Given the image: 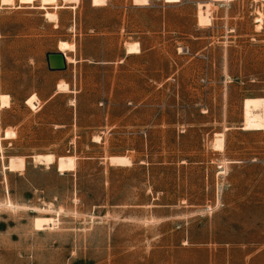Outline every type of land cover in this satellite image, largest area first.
<instances>
[{
  "label": "rangeland",
  "instance_id": "374dc122",
  "mask_svg": "<svg viewBox=\"0 0 264 264\" xmlns=\"http://www.w3.org/2000/svg\"><path fill=\"white\" fill-rule=\"evenodd\" d=\"M208 2L0 0V264H264V0Z\"/></svg>",
  "mask_w": 264,
  "mask_h": 264
},
{
  "label": "bare ground",
  "instance_id": "6f19581e",
  "mask_svg": "<svg viewBox=\"0 0 264 264\" xmlns=\"http://www.w3.org/2000/svg\"><path fill=\"white\" fill-rule=\"evenodd\" d=\"M58 1L59 0H40V4L38 7H36V9L46 10L47 6H52L53 9L56 10L58 9V5H57ZM70 1L77 3L79 0H62V2L64 3L70 2ZM212 2H223L225 4H228L230 0H211V2H208L206 4L199 3L198 8H197L198 9L197 19H198L199 25H202V26L210 25L211 19H210L209 11L211 10L210 4ZM209 7H210V10H209ZM259 16L261 18H259L258 22L259 23L264 22V14H260ZM44 17L48 22H56L58 19L56 13L46 12L44 13ZM74 51H75V46L73 44H68V43L63 44L62 53L65 55V58L68 64L74 63V60L71 58H67L66 52H74ZM139 52H140V49H139L138 44L129 45L126 49V54H130V55L138 54ZM226 130L227 128H224L222 132L214 134L213 148L219 152H224L225 150V134L224 133L226 132ZM241 130L247 131V132L264 131V99L248 98L243 101ZM0 136H1V130H0ZM32 158H33L34 163L37 165L50 166L54 163V158L52 155H37ZM109 160L112 166H121V167L124 166L125 167L130 164V160L127 157H111ZM230 163H231L230 161L224 160L223 167L226 168L227 165ZM218 204L219 203H217V205ZM4 207L13 209V210L21 208L19 206L12 204L10 201L6 202ZM0 208H1V205H0Z\"/></svg>",
  "mask_w": 264,
  "mask_h": 264
},
{
  "label": "water",
  "instance_id": "95a60500",
  "mask_svg": "<svg viewBox=\"0 0 264 264\" xmlns=\"http://www.w3.org/2000/svg\"><path fill=\"white\" fill-rule=\"evenodd\" d=\"M46 64L50 72H62L67 68L65 55L61 52L46 54Z\"/></svg>",
  "mask_w": 264,
  "mask_h": 264
}]
</instances>
